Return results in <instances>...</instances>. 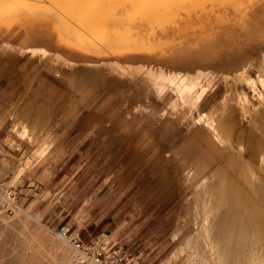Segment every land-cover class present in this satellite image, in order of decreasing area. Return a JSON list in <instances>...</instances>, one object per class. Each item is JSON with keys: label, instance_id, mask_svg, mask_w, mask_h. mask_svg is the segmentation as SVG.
Listing matches in <instances>:
<instances>
[{"label": "rangeland", "instance_id": "374dc122", "mask_svg": "<svg viewBox=\"0 0 264 264\" xmlns=\"http://www.w3.org/2000/svg\"><path fill=\"white\" fill-rule=\"evenodd\" d=\"M249 43L255 48L243 53V62L232 58L226 66L232 75L211 82L201 102L200 93L184 95L175 86L168 101L144 110L160 148L140 168L133 160L137 137L117 141L112 132L103 133L99 122L83 129L82 120L107 97L103 82L92 80V91L83 95L52 79L56 82L48 80L41 95L38 83H28L19 67L30 54L12 52L17 70L8 81L0 78V264H71L56 237L62 227L87 242L122 245L132 254L129 264H264V195L246 190L254 181L242 171L247 164L255 167L252 158L235 141L218 140L196 126L225 98L224 116L234 101L246 98L237 108L236 135L250 125L258 127L264 37H252ZM196 68L186 64V74L200 88ZM208 75L213 80V73ZM164 171L173 181L160 190ZM138 206L151 207L147 217L134 213ZM134 218L139 226L148 221L152 228L150 245L139 247L142 261L121 239L126 220L132 224Z\"/></svg>", "mask_w": 264, "mask_h": 264}, {"label": "bare ground", "instance_id": "6f19581e", "mask_svg": "<svg viewBox=\"0 0 264 264\" xmlns=\"http://www.w3.org/2000/svg\"><path fill=\"white\" fill-rule=\"evenodd\" d=\"M252 37H264V0H4L0 4V78L8 81L14 75L18 65L12 52L20 51L30 54L19 66L21 74L28 83H38L40 93L47 89L48 80L58 79L83 95L92 91L88 88L92 80L103 82L107 92L103 88L104 94L99 93L107 97L97 109L85 103L95 110L82 120L83 129L99 122L117 141L137 137L133 160L139 167L160 148L146 125L144 110L168 101L175 86L184 95L200 93L201 102L211 82L232 75L226 69L232 58L243 62V53L255 48L249 43ZM177 63L182 65L180 70ZM186 64L198 67L200 88L186 74ZM262 68L264 72V64ZM237 75L243 76V71ZM259 76L264 80V75ZM225 100L220 108L201 115L196 126H203L218 140L235 141L249 153L255 167L243 163L242 171L254 183L246 190L264 195V99L256 110L258 127L248 125L237 135V108L247 100L234 101L224 116ZM160 175L159 186L173 181L167 171Z\"/></svg>", "mask_w": 264, "mask_h": 264}, {"label": "built area", "instance_id": "2783aa9c", "mask_svg": "<svg viewBox=\"0 0 264 264\" xmlns=\"http://www.w3.org/2000/svg\"><path fill=\"white\" fill-rule=\"evenodd\" d=\"M56 237L67 249L71 264H129L132 256L123 246L108 248L99 242H87L69 227H62Z\"/></svg>", "mask_w": 264, "mask_h": 264}, {"label": "crops", "instance_id": "0c3cea01", "mask_svg": "<svg viewBox=\"0 0 264 264\" xmlns=\"http://www.w3.org/2000/svg\"><path fill=\"white\" fill-rule=\"evenodd\" d=\"M96 124H98V123H94L88 129H93V126H95ZM98 125H100V124H98ZM167 130H169V128ZM108 132L109 131H107V132L103 131L104 134H110ZM163 187H164V184H161L159 186V189L161 190V189H163ZM150 210H151V207L138 206V207H135L134 213H142L143 217L145 215L147 217V214L150 212ZM138 221H139V219L136 220V218H134L132 224H129V223H127V220H126L125 227H124L125 231H124V234L122 235L121 239H123L124 245H126V244L132 245L133 251H134L133 253L135 255L134 259L137 258L138 260L142 261V260H144L145 257H142L143 256L142 251L139 250V247H144V246L150 245L148 238H150L152 236L151 233L149 234V232L151 231L150 229H152V228L149 229V226L151 223H148V221L145 223H142L141 226H139Z\"/></svg>", "mask_w": 264, "mask_h": 264}, {"label": "snow or ice", "instance_id": "6c2138e0", "mask_svg": "<svg viewBox=\"0 0 264 264\" xmlns=\"http://www.w3.org/2000/svg\"><path fill=\"white\" fill-rule=\"evenodd\" d=\"M4 3V0H0V4H3Z\"/></svg>", "mask_w": 264, "mask_h": 264}]
</instances>
